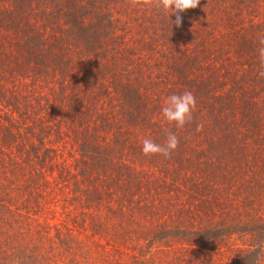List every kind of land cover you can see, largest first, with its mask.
<instances>
[{"label":"rangeland","instance_id":"obj_1","mask_svg":"<svg viewBox=\"0 0 264 264\" xmlns=\"http://www.w3.org/2000/svg\"><path fill=\"white\" fill-rule=\"evenodd\" d=\"M227 1L215 3L207 0L203 6L199 4L194 13H181L179 27L169 22L175 20V15H170L168 20V13L151 6L133 7L131 0L98 2V12H108L112 24L106 25L111 35L103 36V45L98 46L97 51L103 49L106 59L101 57L102 61L116 64L121 70L119 75L125 83L127 100H124L121 89L111 87L110 75L104 71L94 73L98 68L90 60L82 74L85 78L78 81L81 87L78 98L70 103L84 110L83 114L74 116L68 112L67 118L69 104L64 98L57 99L53 81L37 78L30 83L29 72L18 71L25 76L16 71L12 76H3L7 72L0 71V92L8 98L15 95L27 104L28 115H24L19 124V128L28 125L32 128V133L28 132L23 138L25 144L29 140L31 144H38V150L43 146L53 149L52 156L45 160L41 170L44 189L55 195L49 194V200L36 217L46 222L48 234H52L55 224L59 229L70 228L86 239L97 263L118 261L130 253H137L150 261L151 257L168 250L172 260L161 256V264L168 260L172 264H210V259L222 257V252L225 253L230 245L243 249L251 247L243 243L246 242V232L241 234L232 230L244 228L247 222L264 220V78L258 76V53L245 50L243 41H237L239 35L231 33L229 39L232 43L221 39L222 33L231 31L221 17L224 15L222 9L228 6ZM7 5L9 3L5 0H0L1 8ZM250 5L245 7L250 10L243 8L234 16L232 28L240 27L241 31L247 28L257 36L258 32L259 36H264V0ZM217 9H220V17ZM259 24L260 31L257 30ZM5 32L0 35V43L15 51L11 31ZM9 38L10 44L7 42ZM70 54L73 61L82 58V55L76 57L74 52ZM187 78H196L207 84L199 86L194 94L197 104L193 118L184 126L187 135L192 132L188 137L178 139V147L168 158L159 154L145 156L142 153L143 139L163 143L169 132L177 131L174 123L164 120L161 108L167 96L191 91ZM137 96L140 101L134 103ZM61 100L65 101L64 104ZM121 103L126 109V118H133L130 111L134 104L142 108V118L133 122L121 119ZM3 110L8 111L0 100V111ZM98 113H107L112 124H99ZM145 114L146 120L143 119ZM195 118L194 129L191 123ZM173 126L175 130H172ZM72 127L84 131L91 143L110 144L112 161L123 163L116 164L122 170L121 177L115 174L118 182L113 177L115 171L109 168L105 172L101 168H92L87 173L90 178L81 181L73 167L78 152ZM183 128H179L181 132ZM113 135L116 136L113 138ZM209 141L215 147L207 150ZM137 156L142 160L139 161ZM133 171L141 180L144 196L131 203L132 211L128 206L119 211L123 214L119 217L124 228H132V235L138 234L140 244H146L150 229L156 224L173 223L177 209L182 216L189 214V222L197 226H215L216 220L223 217L232 228L227 243L204 248L181 240L168 245L153 241L146 251L139 253L131 239L121 241L111 234L103 237L92 234L88 225L72 224V216L87 221V215L92 212L97 213L101 221L105 218L111 224L116 218L117 222L116 215H105L106 206L115 205L117 192L123 194L129 189L131 193L134 187L127 174ZM93 176L95 179L90 182ZM83 187L101 190L98 207L92 200L85 206L80 197V194L84 196ZM105 191H110V197H106ZM212 197L222 204H212L213 209L209 211L206 205L212 202ZM50 200H54V204ZM135 203H145L146 207L140 210ZM128 217L132 218L131 221ZM35 241L38 240L35 238ZM40 241L41 244L47 243L46 240ZM45 247L38 250L44 251ZM261 247L264 250V244Z\"/></svg>","mask_w":264,"mask_h":264},{"label":"trees","instance_id":"obj_2","mask_svg":"<svg viewBox=\"0 0 264 264\" xmlns=\"http://www.w3.org/2000/svg\"><path fill=\"white\" fill-rule=\"evenodd\" d=\"M9 6L0 7V35H5L7 30L11 31L10 38L14 44V50L5 47V44L0 43V71L7 72L3 76L12 74L16 71L19 75L21 73H28L30 83L38 80H51L54 82L57 99H65L69 104V109L66 111L74 116L84 112L80 108L70 104L71 100H77V93L80 90L79 79L85 78V73L88 63L92 60L93 65L98 68L97 72H105L110 75V85L114 89H121L124 100H127L124 81L119 75V70L115 65H111L106 60L102 61L104 57L103 49L98 52L97 48L103 45V36L111 35L108 33L106 25L111 26L112 19L108 12L99 13L97 10L98 2L104 0H5ZM211 1V0H208ZM259 0H229L226 2L227 8H223V17L226 21L225 25L231 28V31L222 33V40L227 43H232L229 39L231 33L239 35L237 41H243L244 49L252 54L258 53L261 47L259 44L260 32L258 36L254 31L244 28L242 31L240 27L232 28L234 16L244 8L250 10L251 2ZM213 2H220V0H213ZM207 0H200V5L203 6ZM249 8H245L249 6ZM197 8L186 10L184 14L194 13ZM217 9V16L220 17ZM237 23V22H236ZM256 26V25H255ZM4 28V30H2ZM249 28L252 29V26ZM7 29V30H5ZM257 30L260 31V24L257 25ZM257 32V31H255ZM10 38L7 39L10 44ZM111 40L116 41L115 38ZM225 45V44H224ZM223 47V46H222ZM70 52H74L76 57L82 55V58L73 61ZM93 54L94 57H90ZM218 54V53H217ZM114 58V57H110ZM106 59V58H105ZM75 62H79L75 65ZM70 67L76 68L71 70ZM23 70V71H22ZM18 71H22L21 73ZM79 72V74H78ZM75 74L79 76H75ZM186 78V77H185ZM188 86H192L193 94L199 86H205L196 78H187ZM208 87L203 88L204 92ZM4 96V97H3ZM0 97L3 101L4 107L8 111H0V264H161L159 257L166 256L172 260L168 250L165 254L160 252L157 256L151 257L150 261L145 260L143 256L137 253H130L122 259L107 260L106 263H97L91 248L85 242L86 239L73 233L68 227L64 229L55 224L52 234L47 233L46 222L40 220L37 215L42 211L44 204L49 200V192L44 189L45 180H43L44 173L42 166L44 162L51 155L50 147L43 146L38 150V144H31L28 140L27 144L23 138L27 137L28 132L32 133L31 126H24L19 128V124L24 119L27 104L13 95L8 98L3 92H0ZM123 100V101H124ZM136 102L140 101L139 96L136 97ZM64 100L61 103L64 104ZM133 103V102H130ZM119 109V117L129 122L135 119L142 118V108L138 105H132L130 113L134 114L133 118H126V109ZM86 110V109H85ZM12 111H15V116ZM122 112V113H121ZM110 115L113 116L112 111ZM99 124L109 125V117L107 113H98ZM146 115L143 119L146 120ZM111 117V118H112ZM21 118V119H20ZM20 119V121H19ZM108 120V122H107ZM195 118L192 127L195 129ZM32 124V122L30 123ZM72 125V124H70ZM138 125V124H131ZM252 128V127H251ZM174 132L178 139L188 137L192 130L188 133L185 127L182 132L179 128ZM175 130V126L172 127ZM76 139V150L78 156L73 160V167L81 176V181L89 177L88 172L92 168L106 171V169L114 170L113 177L116 179L122 176V170L116 164L121 162L112 161V152L110 144L98 143L88 139L84 131L78 130L75 127L71 128ZM38 134V133H37ZM79 134V135H78ZM116 135H113V138ZM212 138H208L211 140ZM215 146L207 145L206 149H213ZM53 150V149H52ZM139 157V158H138ZM137 158L142 160L141 156ZM112 173V172H111ZM116 174V175H115ZM132 176V179L130 178ZM130 182L134 188L126 189L123 194L116 193L115 205L106 206L105 215L113 214L117 217L111 224L99 220L97 213H90L87 216V221L81 217L72 216L70 221L73 225H88L92 234L100 236L110 235L117 240L127 241L131 239L135 245V249L141 253L146 251L147 247L153 241L160 244L168 245L170 242H177L181 240L187 243H194L197 246L204 248H215L218 245L226 244L229 232L235 231L237 233H247L245 245L251 246L249 248H241L237 245H230L227 251L222 252V257L210 259V264H264V220H254L251 223L244 224V228L239 230H232L224 218L220 217L216 220L215 226H197L190 221L189 214L180 215L179 210L175 212L174 222L170 225L159 223L150 230V237L146 244L138 242V234L132 235V228H124L120 217L123 215L119 211H124L128 206L130 211L133 209L132 202H137L144 195L140 188V179L134 171L127 174ZM95 179L93 176L89 181ZM116 182L117 179H116ZM130 183V184H131ZM127 186V185H126ZM131 186V187H132ZM130 188V187H128ZM134 191V192H132ZM84 196L80 197L85 203V206L90 204L91 200L97 205L101 190L86 187L81 188ZM106 197H110V191L104 192ZM135 196L136 198H133ZM207 199V198H205ZM212 202L206 205L209 211L213 209L212 204L219 205L222 202L212 197ZM54 204V200H50ZM135 205H137L135 203ZM98 207V206H96ZM141 207V208H140ZM146 204L137 205L136 208L142 209ZM203 209V207L201 208ZM152 212V211H151ZM119 215H121L119 217ZM33 217V218H29ZM128 219L131 221L132 218ZM260 219V217H258ZM260 221V222H259ZM239 222V221H238ZM227 224V226H226ZM34 227V228H32ZM110 228V231L109 229ZM35 238L38 241H35ZM46 240L47 243L41 244ZM44 251L38 248H44ZM226 255V256H224ZM172 264L168 260L166 264Z\"/></svg>","mask_w":264,"mask_h":264},{"label":"clouds","instance_id":"obj_3","mask_svg":"<svg viewBox=\"0 0 264 264\" xmlns=\"http://www.w3.org/2000/svg\"><path fill=\"white\" fill-rule=\"evenodd\" d=\"M200 4V0H131V5L151 6L155 9L175 15V20L169 22L179 27L182 23L181 13L186 10L195 9ZM258 49L259 70L258 76L264 78V36L259 37ZM196 98L191 91H184L180 94H172L166 97L161 113L166 122L175 124L176 128H183L186 123L193 118L192 113L196 108ZM199 131V126L197 128ZM179 140L174 132H169L163 143H155L153 140L145 138L142 141V153L145 156L159 154L164 158H168L170 154L178 147Z\"/></svg>","mask_w":264,"mask_h":264}]
</instances>
